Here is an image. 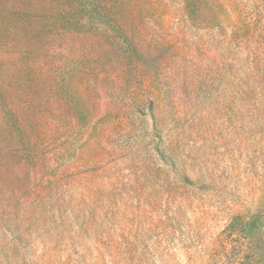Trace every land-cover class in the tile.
Returning a JSON list of instances; mask_svg holds the SVG:
<instances>
[{
    "label": "rangeland",
    "instance_id": "374dc122",
    "mask_svg": "<svg viewBox=\"0 0 264 264\" xmlns=\"http://www.w3.org/2000/svg\"><path fill=\"white\" fill-rule=\"evenodd\" d=\"M0 264H264V0H0Z\"/></svg>",
    "mask_w": 264,
    "mask_h": 264
},
{
    "label": "trees",
    "instance_id": "16d2710c",
    "mask_svg": "<svg viewBox=\"0 0 264 264\" xmlns=\"http://www.w3.org/2000/svg\"><path fill=\"white\" fill-rule=\"evenodd\" d=\"M18 1V0H17ZM33 1H35V0H33ZM48 1V3H51L53 0H47Z\"/></svg>",
    "mask_w": 264,
    "mask_h": 264
}]
</instances>
